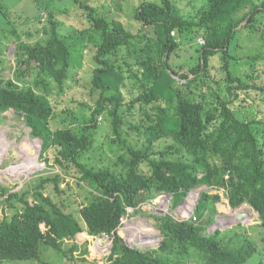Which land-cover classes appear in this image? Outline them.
Here are the masks:
<instances>
[{"label":"trees","instance_id":"trees-1","mask_svg":"<svg viewBox=\"0 0 264 264\" xmlns=\"http://www.w3.org/2000/svg\"><path fill=\"white\" fill-rule=\"evenodd\" d=\"M56 1L65 0H35L38 17L15 16L0 3V21L18 39L12 78L0 68V113L24 114L31 138L42 142L41 157L54 168L19 192L0 184V204L12 209H2L0 261L41 262L45 245L69 261L100 264L88 261L89 242H77L79 234L87 233L114 236L106 264H251L259 247L245 228L239 226L242 231L231 234L208 232L220 194L206 192L195 219L157 216L162 241L156 249L131 248L118 230L129 208L136 210L156 194L172 195L176 208L203 186L224 191L234 210L246 204L257 212L264 243V47L248 58L255 68L248 80L231 70L239 63L233 55L237 32L249 28L264 36V21L258 20L264 1L203 0L190 17L179 6L190 0L145 2L135 11L141 26L137 32L102 16L89 3L71 0L74 10L52 9ZM46 10L49 17L43 22ZM70 15L87 21L76 41L95 48L93 68L82 78L74 70L68 42L77 35L64 34V20ZM176 35L205 42L197 43L191 66L175 64L184 50ZM218 55L230 99L211 87L200 93L194 88L211 80ZM127 80L137 92L128 103ZM78 84L95 103L82 120L68 107L58 112V98ZM52 97L57 100L52 102ZM104 116L110 137L97 144L95 134ZM57 120L63 126L54 129ZM97 149L104 164L86 163V154ZM69 178L88 188L82 204L72 201L74 184Z\"/></svg>","mask_w":264,"mask_h":264},{"label":"rangeland","instance_id":"rangeland-1","mask_svg":"<svg viewBox=\"0 0 264 264\" xmlns=\"http://www.w3.org/2000/svg\"><path fill=\"white\" fill-rule=\"evenodd\" d=\"M155 1L157 0H81V2L89 3L98 8L102 16L119 20L128 28H131L134 32L141 30L140 24L134 17L135 11L142 5V3ZM254 1L257 4H261L264 0ZM0 3L6 5L15 16L35 15L38 17V14L40 15L35 0H0ZM202 4L203 0H190L189 2H180L179 6L182 8L184 15L190 17L194 16L196 10ZM52 6V9H76V5L71 0H65L63 2L56 1ZM43 14L44 17L42 21L46 22L49 17V10L44 11ZM74 16L70 15L66 17L65 20L67 21L64 20V22H66L64 34L77 35L74 36V41L68 39V42L72 45V61L74 70H77L80 78H82L89 73L91 68H93L92 59L95 54V48L91 49L87 47L85 41H76L79 37L77 31L87 27V21L82 18L81 20H75ZM0 20H3L1 16ZM60 20H63V17H61ZM258 20L264 21V14L262 12L258 15ZM260 26L262 28L264 27L263 24ZM150 36L153 37L152 35ZM177 39L183 43L182 47L184 50L180 53L182 58H176L174 60L175 64L186 63L191 66L196 61L197 55L195 52L198 48L197 43L200 45L201 43L199 41H202V39H198L197 42L196 40L188 41L185 35H178ZM17 42L18 39L11 33V29L4 26V24L0 21V49L3 51L2 55H0V68L5 70V76L7 78H12L13 76L12 68H14L16 64L15 51ZM233 45L235 48L233 55L239 59V63L232 66L231 70L232 72L235 71L234 76L248 80L247 75L255 71V68H253L252 65L254 62L248 58L254 53L257 55L259 49L264 47V36L260 32L252 34L249 28H244L242 31L240 30L237 32L236 40L233 42ZM261 53L264 57V48ZM192 56H194V59H191ZM185 58L188 59L184 60ZM213 59L214 64L211 80H209L207 84H204L205 86H202L201 88H197V84H195L194 88L198 93H200L202 91L208 92V89L211 87L214 90L219 91L223 98L230 99L227 93L228 84L222 73V63L218 61L219 55L215 56ZM128 76L129 73L126 72V77ZM191 77L193 78V76ZM35 78L36 75L34 74L33 77L30 78L28 85L32 86ZM127 83L128 86L124 90V97L128 103L134 96L137 95V92L132 89L133 82L131 80H127ZM86 91L87 90H84L80 84L76 85L73 90L67 91L63 97L58 98V100H61L58 112L60 113L63 111L62 109L68 107L76 111V118L78 120L89 117L92 109L95 108V103L92 101V98L88 96V91ZM56 98L57 97H52V102L57 100ZM82 103L87 104V106H82ZM136 110H139V106L136 107ZM5 116H7L6 120H4ZM59 123H61V121L57 120V123L52 124V127L57 129L63 126L59 125ZM99 126L100 127L95 134L97 144L106 142V137H110V127L107 123L106 117L101 121V125L99 124ZM77 127H74L75 130ZM30 132L31 130L27 127L24 118L18 117L14 111H10L5 114L0 113V184L8 188L12 193L19 192L29 183H33L37 181L39 177L47 174L48 172L54 171L53 166L50 168L47 167L45 160L41 157L42 142L38 139H32ZM105 134L108 135L106 136ZM35 142H37V147L34 146ZM28 146L30 151L28 150ZM98 150L99 149L87 153L84 157L85 162L94 166L104 164L101 163L103 160L101 159V153ZM57 172L61 174L59 170H57ZM69 180L71 181L72 179L69 178ZM72 183L74 185L71 184L73 187L69 192V194L73 196L72 201L77 200L82 204V195L84 191L88 192V188L84 184L81 185L82 188L80 186H76L77 182L75 180H72ZM64 187H66V185H63V188ZM206 192L210 195L220 194L222 197V201L217 204L218 214L216 215L215 222L208 226V232L214 233L217 230H220L222 232H230L231 234V230H233V232H237L238 230L242 231V228H239V226H242L248 231L251 238L257 242L259 247V255L253 259L251 264H264V243L261 240L262 232L259 228V214L246 204L234 210L230 206L229 200L224 191L217 192L216 190L206 189L203 186H199L191 191L187 198L176 208L172 206V196L165 193L156 194L153 200L142 204L136 210L129 208L128 215L124 219V223L119 229L118 234L129 246L138 247L139 245H143L144 247H142L141 250L156 249L162 241V236L157 228V220L155 218L157 216L163 217L169 215L177 221L191 219L196 212L200 199ZM3 208H5L8 213H11L12 211V209L4 203L0 204V218H2L3 215ZM240 214H246V217L242 220V222L238 220V216ZM206 215L209 216L210 212H207ZM77 237L78 243L83 245L86 241H89V246L93 249V245L91 244V240L93 239L92 237H88L85 233L83 235L79 234ZM97 239L98 238H96V241ZM102 239L104 243L110 242V240H106L103 237ZM239 239L240 236L237 241ZM95 245L98 246V243L96 242ZM106 253L107 252L100 255L97 252L98 257L95 258L96 255L93 257L89 250L87 259L91 263L106 264L107 258L110 255ZM76 254L79 256V253ZM41 259V262L0 261V264H83L78 259L75 262L69 261L61 252L45 245L41 246Z\"/></svg>","mask_w":264,"mask_h":264},{"label":"built area","instance_id":"built-area-1","mask_svg":"<svg viewBox=\"0 0 264 264\" xmlns=\"http://www.w3.org/2000/svg\"><path fill=\"white\" fill-rule=\"evenodd\" d=\"M202 45H204L205 44V42L202 40V41H199ZM206 188V187H205ZM207 189V188H206ZM194 216H195V214L193 215V217H191V218H194ZM195 219V218H194ZM104 239H106V240H110V242L109 243H104L102 240V238H99V239H97V241H96V238H93L92 240H91V243H92V245H93V248H96L95 246V243L97 242L98 243V248L96 249V253L98 252V254H105V252H107L106 254H110V251H111V247H112V241L111 240H113L112 239V237H110L109 235H106V234H104L103 236H102ZM93 241H95V242H93ZM91 249H92V247H91Z\"/></svg>","mask_w":264,"mask_h":264},{"label":"clouds","instance_id":"clouds-1","mask_svg":"<svg viewBox=\"0 0 264 264\" xmlns=\"http://www.w3.org/2000/svg\"><path fill=\"white\" fill-rule=\"evenodd\" d=\"M202 40H203V39H202ZM11 111H14V110H11ZM9 112H10V111H9ZM14 112H15V111H14ZM16 112H17V111H16ZM165 194H166V193H165ZM168 195H169V194H168ZM171 196H172V195H171ZM124 219H125V218H123V220H122V225H123V223H124ZM121 227H122V226H121ZM121 227H120V228H121ZM120 228H119V229H120ZM118 231H119V230H118ZM83 234H84V233H83ZM83 234H82V235H83ZM85 234H87V233H85ZM103 235H104V234H103ZM87 236H88V237H92V238H98V239H99V238H102V237H94V236H90V235H88V234H87ZM110 237H111V236H110ZM112 239L114 240V236L112 237ZM113 240H112V244H113ZM86 242H89V241H86ZM125 243H126V242H125ZM91 244H92V243H91ZM89 245H90V242H89ZM128 246H129V245H128ZM112 247H113V245H112ZM130 247H131V248H134V247H132L131 245H130ZM142 247H144V246L142 245ZM135 248H138V247H135ZM138 249L141 250V248H138ZM89 250H90V254H92L93 256L96 255L95 258L98 257L97 253L95 252V251H96V248L91 249V247L89 246ZM94 250H95V251H94ZM111 250H112V248H111ZM110 254H111V252H110ZM100 264H101V263H100Z\"/></svg>","mask_w":264,"mask_h":264},{"label":"water","instance_id":"water-1","mask_svg":"<svg viewBox=\"0 0 264 264\" xmlns=\"http://www.w3.org/2000/svg\"><path fill=\"white\" fill-rule=\"evenodd\" d=\"M15 114H17L18 117H21V118L24 117V114H23V113H19V112H16V111H15ZM6 119H7V116L4 117V120H6ZM25 123L27 124L28 121L26 120ZM245 217H246V214H240V215L238 216V220L242 222V220H243ZM138 244H139V243H138ZM138 248H142V245H139Z\"/></svg>","mask_w":264,"mask_h":264}]
</instances>
